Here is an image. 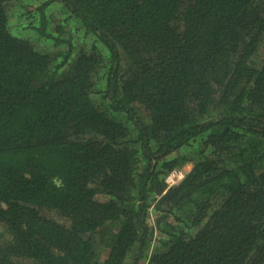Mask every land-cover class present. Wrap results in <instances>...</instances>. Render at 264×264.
<instances>
[{"label": "trees", "instance_id": "1", "mask_svg": "<svg viewBox=\"0 0 264 264\" xmlns=\"http://www.w3.org/2000/svg\"><path fill=\"white\" fill-rule=\"evenodd\" d=\"M17 1L0 264H264V0Z\"/></svg>", "mask_w": 264, "mask_h": 264}, {"label": "rangeland", "instance_id": "2", "mask_svg": "<svg viewBox=\"0 0 264 264\" xmlns=\"http://www.w3.org/2000/svg\"><path fill=\"white\" fill-rule=\"evenodd\" d=\"M23 0H18L17 2H16V4H18V3H20V2H22ZM62 18H63V16H62V13L61 12H58V13H56L55 14V16H54V22H55V24H59L60 22H61V20H62ZM52 17H51V22H53L52 20ZM56 26V25H55ZM20 27V25L17 27V29ZM75 27V25L73 26V28ZM16 29V30H17ZM15 30V29H14ZM16 30L14 31V32H16ZM184 171H186V172H184ZM173 172H177L178 174H182V175H186V174H188L189 172H190V170L189 169H187V170H179V169H174L172 172H170L171 174L173 173ZM170 174V175H171ZM169 175V176H170ZM168 176V177H169ZM184 176L181 178V179H179L177 182H175V183H173V184H176V183H178L179 181H181L183 178H184ZM43 212L47 215V217H50V218H53V219H55L56 221H59V222H61V223H63V224H66V225H68L69 224V222H68V220L67 219H65L63 216H61V215H59V214H57L56 212H54V211H50V210H43ZM151 216H150V219H149V222L150 223H153L154 222V220H153V218H155V214L151 211ZM105 255H106V252L104 253V256L103 257H105Z\"/></svg>", "mask_w": 264, "mask_h": 264}, {"label": "built area", "instance_id": "3", "mask_svg": "<svg viewBox=\"0 0 264 264\" xmlns=\"http://www.w3.org/2000/svg\"><path fill=\"white\" fill-rule=\"evenodd\" d=\"M184 175H182L181 173L180 174H178L177 172H173L172 174H171V176H170V179H171V181H169V182H177L179 179H181L182 177H183Z\"/></svg>", "mask_w": 264, "mask_h": 264}, {"label": "clouds", "instance_id": "4", "mask_svg": "<svg viewBox=\"0 0 264 264\" xmlns=\"http://www.w3.org/2000/svg\"><path fill=\"white\" fill-rule=\"evenodd\" d=\"M171 173H169L167 176H166V182L168 183V185H173V183H175V182H169V181H171V179H170V175ZM183 174V173H182ZM170 175V176H169ZM169 176V177H168ZM185 177V176H184ZM153 220H155V218H153ZM152 224H154V222L152 223Z\"/></svg>", "mask_w": 264, "mask_h": 264}, {"label": "flooded vegetation", "instance_id": "5", "mask_svg": "<svg viewBox=\"0 0 264 264\" xmlns=\"http://www.w3.org/2000/svg\"><path fill=\"white\" fill-rule=\"evenodd\" d=\"M187 169H190V167H189V166H186V167H185V170H187ZM184 172H186V171H184Z\"/></svg>", "mask_w": 264, "mask_h": 264}]
</instances>
